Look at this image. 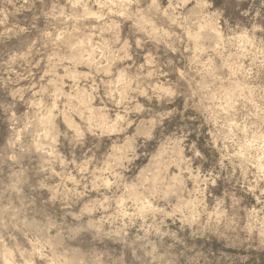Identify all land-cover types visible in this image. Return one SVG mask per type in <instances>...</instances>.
Masks as SVG:
<instances>
[{
	"label": "rangeland",
	"instance_id": "obj_1",
	"mask_svg": "<svg viewBox=\"0 0 264 264\" xmlns=\"http://www.w3.org/2000/svg\"><path fill=\"white\" fill-rule=\"evenodd\" d=\"M106 2L116 0H0V189L22 188L0 210L18 208L30 233H14L15 247L39 241L36 260L51 258L45 264L96 256L107 264H264V0H184L173 26L183 32L179 52L169 51L168 29L145 17L154 39L136 63L152 52L163 72L155 82L180 91L174 103L135 96L153 115L130 113L127 125L105 102L99 73L117 55L113 37L128 39L130 25L106 24ZM176 2L156 0L164 9ZM131 63H118L117 88L134 75ZM73 108L102 137L94 154L77 150L83 173L64 167L67 142L53 157L38 136L53 118L61 128L79 123ZM26 121L33 127L22 133ZM225 154L234 174L232 165L214 171ZM209 175L219 176L215 184ZM4 257L0 248V264Z\"/></svg>",
	"mask_w": 264,
	"mask_h": 264
},
{
	"label": "clouds",
	"instance_id": "obj_2",
	"mask_svg": "<svg viewBox=\"0 0 264 264\" xmlns=\"http://www.w3.org/2000/svg\"><path fill=\"white\" fill-rule=\"evenodd\" d=\"M184 7V0H177L175 5L170 3L167 9L159 7L156 0H116L115 3L106 2L101 5V8L104 11V22L106 24L111 23L113 27H117V22L119 24L127 23L130 25L128 39L122 41L118 37H113L111 43L117 55L115 58H109L108 66L101 68L99 73L106 77L103 81L106 96L105 102L111 103L123 114L122 116H118L117 120L123 119L125 125L128 123L130 113L153 115V113H148L146 107H142L135 102V96H143L145 101L149 104H151L153 100L161 103L165 101L168 103L175 102L180 90H174L171 86L166 87V80L163 84L155 82L159 76L163 75L160 66L156 63V56L152 52H149L147 56V64L145 65L137 64L135 57H137L142 50L147 51V45L150 40L154 39L151 32L147 31L141 24V21L145 17H148L153 22V26L156 27L157 30L163 31V29L167 28L168 31L164 32V35L167 36L169 33L172 34L170 37L172 42L169 46V51H180L183 43V32L181 31L177 33L173 26H179L183 21L184 17L177 12V9H182ZM110 9L116 10L115 16L109 14ZM121 61L132 62L127 65L126 70L128 72H133L134 75H132L126 85L117 88L118 80L122 85L124 84V73L121 71L119 76H117V65ZM166 66L170 73L176 71L174 60H168ZM150 67L154 70L148 71L147 69ZM92 71L94 74L96 73V69H93ZM133 84H135L136 87H133ZM173 114L176 116H183V113L178 110L174 111ZM72 115L80 116V122L75 123L73 121L66 127L61 128L58 123L54 122L55 118H53V122L49 125L42 126L43 130L38 132V136L42 141L46 142V147L50 149L48 155L53 157L58 153V148L62 141L67 142L71 159H68L67 157L64 158V167L67 168L69 165H75L74 170L83 173L86 171V168L76 164L77 150L83 151L87 148L88 152L94 154L101 146L102 137L93 131L94 126L90 124L87 117L80 110L73 108ZM154 115L157 118L159 117V113H155ZM13 119H15V117H13ZM32 127L33 124L26 121L21 128V132L28 133ZM20 139L21 138L18 135L17 141L19 142ZM261 140L264 141V137H261ZM89 144L91 145L90 147ZM260 147L261 150L264 151V143H261ZM37 150L44 151V146L39 147ZM20 151L25 152L27 149L21 147ZM220 151L224 153L225 149H220ZM85 155H87V153H85ZM236 155L239 154L237 153ZM8 159L16 162L19 158L14 153L9 156ZM261 159H264V156H262ZM226 160L228 161L227 165L225 164ZM88 162V160L85 161V163ZM128 163L131 165L132 161L129 160ZM249 163H251V161H249ZM229 165H232L234 174L236 165L232 158L226 154L222 155V158L215 162L214 171L218 168L223 172ZM246 178L247 177L245 176V179ZM259 178L264 179V175H261ZM216 179H219V176L213 178L209 175L208 182L215 184ZM74 182L79 183L77 181ZM82 188L85 194L90 190L86 184L82 185ZM11 194H15L17 197L22 195V188L18 183H13L6 188L0 189V202H2L6 196ZM225 195L227 196V193ZM70 208L71 205H68L65 209L66 214H70ZM28 228L29 225L27 220L21 218L19 209L13 207L11 203L0 210V248L5 252L4 259L7 261V264H45L46 259H51L41 258L40 260H36V246L39 241L32 243L31 250L26 247L20 249L15 247L14 242L16 240V235H14V233L23 232L27 236L30 234ZM68 231L71 233L70 229ZM67 239L72 240L74 237L69 234ZM10 241L13 242L12 251H9L8 249V243ZM79 243L81 245H86L89 242L82 239ZM76 264H107V262L103 261L101 257L96 256L95 258H82L77 261Z\"/></svg>",
	"mask_w": 264,
	"mask_h": 264
}]
</instances>
